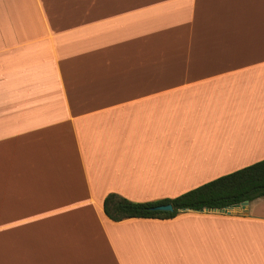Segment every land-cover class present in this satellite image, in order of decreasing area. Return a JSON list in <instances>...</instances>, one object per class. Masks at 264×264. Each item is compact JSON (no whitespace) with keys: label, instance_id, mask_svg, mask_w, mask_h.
<instances>
[{"label":"crops","instance_id":"0c3cea01","mask_svg":"<svg viewBox=\"0 0 264 264\" xmlns=\"http://www.w3.org/2000/svg\"><path fill=\"white\" fill-rule=\"evenodd\" d=\"M263 158L264 0H0V264H264V196L102 208Z\"/></svg>","mask_w":264,"mask_h":264},{"label":"trees","instance_id":"16d2710c","mask_svg":"<svg viewBox=\"0 0 264 264\" xmlns=\"http://www.w3.org/2000/svg\"><path fill=\"white\" fill-rule=\"evenodd\" d=\"M264 195V158L242 168L213 178L172 198L136 202L114 192L105 195L102 208L112 220L130 217L171 218L182 210L223 208L251 201ZM170 203L171 211L155 210L159 204Z\"/></svg>","mask_w":264,"mask_h":264},{"label":"water","instance_id":"95a60500","mask_svg":"<svg viewBox=\"0 0 264 264\" xmlns=\"http://www.w3.org/2000/svg\"><path fill=\"white\" fill-rule=\"evenodd\" d=\"M248 200H244L240 203L241 206H243L244 204L247 203ZM239 204H234V205H230L228 207H223V208H206V209H210V210H217L219 212H224V213H228L230 212V208L232 206H238ZM155 210H161V211H171L172 205L170 203H166V204H159L153 207Z\"/></svg>","mask_w":264,"mask_h":264},{"label":"rangeland","instance_id":"374dc122","mask_svg":"<svg viewBox=\"0 0 264 264\" xmlns=\"http://www.w3.org/2000/svg\"><path fill=\"white\" fill-rule=\"evenodd\" d=\"M263 196H264V195H263ZM262 203H263V202H260V203H258V204H262ZM257 208H258L259 210L263 208V209L261 210V212H264V207H262V205H259Z\"/></svg>","mask_w":264,"mask_h":264},{"label":"bare ground","instance_id":"6f19581e","mask_svg":"<svg viewBox=\"0 0 264 264\" xmlns=\"http://www.w3.org/2000/svg\"><path fill=\"white\" fill-rule=\"evenodd\" d=\"M263 258H264V257H263ZM262 260H263V259H262ZM230 263H231V264H233V262H232V261H230Z\"/></svg>","mask_w":264,"mask_h":264}]
</instances>
